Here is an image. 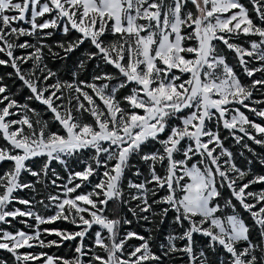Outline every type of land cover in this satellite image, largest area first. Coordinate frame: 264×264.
<instances>
[{"label":"snow or ice","instance_id":"obj_1","mask_svg":"<svg viewBox=\"0 0 264 264\" xmlns=\"http://www.w3.org/2000/svg\"><path fill=\"white\" fill-rule=\"evenodd\" d=\"M0 68V264H264V0H0Z\"/></svg>","mask_w":264,"mask_h":264},{"label":"trees","instance_id":"obj_2","mask_svg":"<svg viewBox=\"0 0 264 264\" xmlns=\"http://www.w3.org/2000/svg\"><path fill=\"white\" fill-rule=\"evenodd\" d=\"M61 38H62V36L60 34H57L56 37H54V39H61ZM49 43H52V40H49ZM87 47H88V45L85 44L84 46H82V48L79 51L75 52L74 54H71L70 57L68 59L64 60L63 62H61V61H50L49 62L50 63V67H53L54 70H57L58 74L61 75L64 79H68L71 76L72 71L75 70V64H76L78 58L81 56V53ZM226 55L229 58V62L233 63L234 60H233L232 54L226 52ZM93 68H94V64L90 65L89 68L87 69V72L90 74L93 71ZM107 70L111 71L112 69L109 68ZM9 71H12V69H10V68H0V73H5V72H9ZM83 77H84V73H81V78H83ZM257 78H259V77H257ZM7 82L9 84H12L11 80H9ZM244 82L245 83H250V81L247 78H244ZM19 84H20V82L16 81V84L14 86V90H15L16 87L19 86ZM24 94L27 95V90H25ZM255 98L264 99V95H262L261 91H258V92L255 93ZM33 106L37 107L38 109L42 108V106L39 105L38 103H35ZM248 115H249L250 119H254L257 122H261L258 117L253 116L251 113H248ZM45 118L46 119L48 118L47 115L45 116ZM55 129H56V125H53V130H55ZM224 134L227 135L226 132ZM248 143L251 145V147H253L255 149V151L257 153L264 154V149H262L259 145L252 144L251 141H248ZM227 144L232 145V150L234 152H238L239 151V146L234 145V143L231 140H229L227 142ZM245 156L248 157V158H251L250 154L247 153V152H245ZM238 162L241 165H243L244 157H239L238 158ZM69 163H70L71 167H73L75 170H80V168L82 167L81 165L75 163L72 160H70ZM3 167L7 168L8 165H4ZM53 167H55L57 169V171L61 172V175H65V173L63 171V166H61V165H59L57 163H54ZM253 169L257 173L264 174V168H262L258 163L254 164ZM26 178L27 179H31L30 177H26ZM255 187L259 188L261 186L257 185ZM51 191L55 192V189H51ZM18 195L21 196V197L27 198L30 194L27 191H24V192H19ZM17 206L23 207L22 205H19V204H17ZM48 214H50V213H48ZM20 227H23V225L19 224L16 221L13 222V228H20ZM42 227L67 228L69 230H75L72 225H69L66 222H57V223L52 224V225H43ZM165 227H167V226H165ZM48 239H56V237L55 236H49ZM35 251H40V249L37 248V249H35ZM45 251H47L50 255H59V256H65V257H70L72 255L71 245H69L67 243L64 246H62V247H59V248L52 247L50 249H45ZM0 258L8 259L11 262L10 254H8L7 252L0 251Z\"/></svg>","mask_w":264,"mask_h":264},{"label":"rangeland","instance_id":"obj_3","mask_svg":"<svg viewBox=\"0 0 264 264\" xmlns=\"http://www.w3.org/2000/svg\"><path fill=\"white\" fill-rule=\"evenodd\" d=\"M17 206V205H16ZM17 207H19V206H17Z\"/></svg>","mask_w":264,"mask_h":264}]
</instances>
